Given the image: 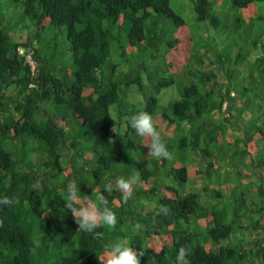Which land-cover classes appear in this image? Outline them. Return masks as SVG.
<instances>
[{"label":"trees","instance_id":"trees-1","mask_svg":"<svg viewBox=\"0 0 264 264\" xmlns=\"http://www.w3.org/2000/svg\"><path fill=\"white\" fill-rule=\"evenodd\" d=\"M6 1L23 22L0 6V264H104L121 239L140 264L181 246L183 264H264V0ZM140 111L171 160L127 127ZM69 183L104 192L115 229L78 231Z\"/></svg>","mask_w":264,"mask_h":264},{"label":"clouds","instance_id":"clouds-1","mask_svg":"<svg viewBox=\"0 0 264 264\" xmlns=\"http://www.w3.org/2000/svg\"><path fill=\"white\" fill-rule=\"evenodd\" d=\"M22 54L23 50L19 49ZM28 59V57H27ZM31 68L34 64L28 59ZM127 127L132 129L135 135L147 141V155L155 159L171 160L172 153L169 151L166 142L162 139L161 132L157 129L153 116L145 111H140L130 117ZM139 178V172L130 177L121 176L115 181L117 189L123 194V201L127 202L133 195V185ZM67 202L65 207L70 211L78 225V231L91 234L95 238L101 236L97 231L102 226L115 229L117 225V215L109 206V200L104 192H97L93 197L80 194L78 185L69 183L65 188ZM17 201L12 197L0 198V207H11ZM102 254L104 264H140L143 252H137L136 248L126 244L122 239L105 243ZM186 258V249L181 246L177 249V264H183Z\"/></svg>","mask_w":264,"mask_h":264},{"label":"rangeland","instance_id":"rangeland-1","mask_svg":"<svg viewBox=\"0 0 264 264\" xmlns=\"http://www.w3.org/2000/svg\"><path fill=\"white\" fill-rule=\"evenodd\" d=\"M1 1V8H5V7H8L9 9H6L5 10V13L11 17V23L14 25V29H16V32L18 31V29L20 28V26H22V20H21V13H19V9L18 10H15V6L14 4H11V3H8L6 0H0ZM231 11V14L229 17H226L227 20H224V21H234V18L236 16L239 15V12L236 11L235 9L233 10H230ZM188 15V14H187ZM243 19H246L247 20V15H244L243 16ZM221 20H223V18H221ZM204 25V24H203ZM246 25H251L249 23H246ZM246 25H243V28L247 29V30H251V33L252 34H256L257 32V28L258 26H254V27H247ZM222 29H225L227 30L225 27H221ZM230 28V31L228 33V35H226L227 39H229L231 41L232 37H234L235 39L239 40V35L233 30V28L231 26H229ZM20 34H22L23 38H27L28 36V31L27 30H22L20 32ZM208 34V33H205V35ZM173 91L172 90H169L168 93L166 94V96H164L161 101L164 103L166 102L170 97L173 96ZM217 178L218 181H224V182H227V183H230V177L228 174H225L223 173L222 175H218L217 177H215V179ZM249 180H245L244 182L247 183ZM237 184L239 182H236ZM168 231H171L173 230L172 227H168L167 228ZM226 242H224V244L226 245Z\"/></svg>","mask_w":264,"mask_h":264}]
</instances>
